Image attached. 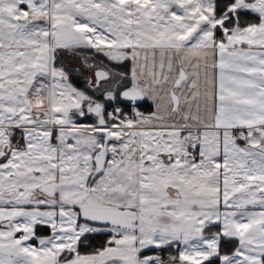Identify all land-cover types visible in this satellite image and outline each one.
I'll return each mask as SVG.
<instances>
[{"label": "snow or ice", "instance_id": "snow-or-ice-1", "mask_svg": "<svg viewBox=\"0 0 264 264\" xmlns=\"http://www.w3.org/2000/svg\"><path fill=\"white\" fill-rule=\"evenodd\" d=\"M0 264H264V0H0Z\"/></svg>", "mask_w": 264, "mask_h": 264}]
</instances>
